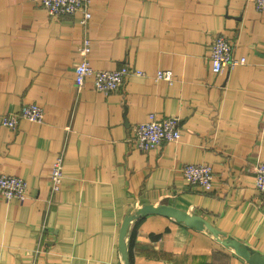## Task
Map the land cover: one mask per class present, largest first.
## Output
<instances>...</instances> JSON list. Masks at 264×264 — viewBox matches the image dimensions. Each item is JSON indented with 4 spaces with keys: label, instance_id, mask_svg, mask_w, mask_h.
<instances>
[{
    "label": "crops",
    "instance_id": "0c3cea01",
    "mask_svg": "<svg viewBox=\"0 0 264 264\" xmlns=\"http://www.w3.org/2000/svg\"><path fill=\"white\" fill-rule=\"evenodd\" d=\"M79 14L51 18L30 0H0V119L36 103L43 123L0 124V175L22 178L23 202L0 196V264H122L124 218L143 205L202 217L226 238L264 255V197L254 189L264 160V13L253 0H92ZM246 63L211 70L216 34ZM89 65L130 74L110 94L88 79L77 91L78 49ZM170 71L171 84L155 80ZM178 116L181 138L147 151L133 128ZM61 157L53 194L50 172ZM185 164H206L212 188H192ZM222 238V237H221ZM128 264H248L206 231L150 214L131 221Z\"/></svg>",
    "mask_w": 264,
    "mask_h": 264
},
{
    "label": "built area",
    "instance_id": "2783aa9c",
    "mask_svg": "<svg viewBox=\"0 0 264 264\" xmlns=\"http://www.w3.org/2000/svg\"><path fill=\"white\" fill-rule=\"evenodd\" d=\"M41 6L51 18H61L63 16H73L79 14V24L86 28L92 17V0H30ZM255 10L264 13V0H253ZM91 43L88 38L83 39V43L78 49L80 60L74 70V84L77 91H80L88 79L91 80L96 92L110 94L119 89L126 77L130 74L143 75L142 72L134 70L131 72L126 67L112 71L94 70L90 67L88 55ZM209 60L211 70L214 74H219L223 69H233L246 63L244 57L237 58L233 55L232 42L224 34H216L210 44ZM155 80L165 81L169 84L173 82L170 71H158ZM26 120L30 123H43L45 112L43 108L36 104L22 105L16 114L1 116L0 124L10 130H15L19 120ZM178 116L167 118H157L155 114H150L146 122L137 124L133 128L132 145L142 151H147L159 147L166 142H177L181 138V130ZM182 177L186 184L192 188L210 190L212 188L213 172L206 164H185L182 167ZM63 180V161L57 157L52 164L50 172L51 191L56 194L60 191ZM255 191L264 197V160H261L255 171L254 180ZM26 182L19 177L10 175H0V196L5 200L16 199L23 202L26 198Z\"/></svg>",
    "mask_w": 264,
    "mask_h": 264
},
{
    "label": "water",
    "instance_id": "95a60500",
    "mask_svg": "<svg viewBox=\"0 0 264 264\" xmlns=\"http://www.w3.org/2000/svg\"><path fill=\"white\" fill-rule=\"evenodd\" d=\"M150 214L171 218L188 227L195 228L196 230L206 231L210 236L223 245L232 248L235 254L243 258L248 264H264V255L245 247L236 240L226 238L223 233L215 229L202 217L168 205H143L136 210L134 215H128L124 218L118 235V248L122 264H128L126 234L131 221L137 217Z\"/></svg>",
    "mask_w": 264,
    "mask_h": 264
}]
</instances>
